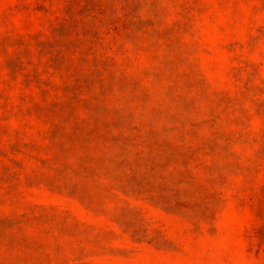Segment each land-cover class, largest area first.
<instances>
[{
	"label": "rangeland",
	"instance_id": "rangeland-1",
	"mask_svg": "<svg viewBox=\"0 0 264 264\" xmlns=\"http://www.w3.org/2000/svg\"><path fill=\"white\" fill-rule=\"evenodd\" d=\"M0 264H264V0H0Z\"/></svg>",
	"mask_w": 264,
	"mask_h": 264
}]
</instances>
